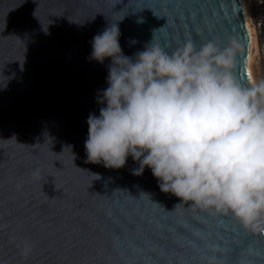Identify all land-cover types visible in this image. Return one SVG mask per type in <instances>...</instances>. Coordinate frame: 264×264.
Masks as SVG:
<instances>
[{
	"label": "water",
	"instance_id": "1",
	"mask_svg": "<svg viewBox=\"0 0 264 264\" xmlns=\"http://www.w3.org/2000/svg\"><path fill=\"white\" fill-rule=\"evenodd\" d=\"M112 26L133 60L151 42L232 47L248 86L237 0H0V264H264V234L231 214L175 209L130 156L87 162L112 63L91 59L92 40Z\"/></svg>",
	"mask_w": 264,
	"mask_h": 264
},
{
	"label": "clouds",
	"instance_id": "2",
	"mask_svg": "<svg viewBox=\"0 0 264 264\" xmlns=\"http://www.w3.org/2000/svg\"><path fill=\"white\" fill-rule=\"evenodd\" d=\"M119 35L112 26L92 40L91 59L112 63L99 116L87 119V162L121 169L130 156L134 175L151 169L181 201L175 209L228 213L264 234V78L242 86L232 47L188 42L169 55L151 42L133 60Z\"/></svg>",
	"mask_w": 264,
	"mask_h": 264
},
{
	"label": "built area",
	"instance_id": "3",
	"mask_svg": "<svg viewBox=\"0 0 264 264\" xmlns=\"http://www.w3.org/2000/svg\"><path fill=\"white\" fill-rule=\"evenodd\" d=\"M247 5L257 49V55L255 56L254 65H252V67L255 78L261 79L264 78V0H247ZM248 29L250 35L249 24ZM251 52L250 41V55Z\"/></svg>",
	"mask_w": 264,
	"mask_h": 264
},
{
	"label": "bare ground",
	"instance_id": "4",
	"mask_svg": "<svg viewBox=\"0 0 264 264\" xmlns=\"http://www.w3.org/2000/svg\"><path fill=\"white\" fill-rule=\"evenodd\" d=\"M238 3H239V6H240V9H241V12H242V20H243V25H244V29H245V32H246V36H247V56H246V61H245V71H246V75H247V79H248V73L250 72V53H249V50H250V41H251V38H250V35H249V29H248V21H247V15H246V12H245V7L243 6V0H237ZM248 82H249V79H248Z\"/></svg>",
	"mask_w": 264,
	"mask_h": 264
},
{
	"label": "rangeland",
	"instance_id": "5",
	"mask_svg": "<svg viewBox=\"0 0 264 264\" xmlns=\"http://www.w3.org/2000/svg\"><path fill=\"white\" fill-rule=\"evenodd\" d=\"M243 6L245 7V12L247 15V21L249 24V28H250V35H251V55H250V73L252 76H254V72H253V67L252 65H254V60H255V56L257 55V49H256V41H255V36H254V32H253V28L251 26V20H250V15H249V9H248V5H247V0H243Z\"/></svg>",
	"mask_w": 264,
	"mask_h": 264
},
{
	"label": "snow or ice",
	"instance_id": "6",
	"mask_svg": "<svg viewBox=\"0 0 264 264\" xmlns=\"http://www.w3.org/2000/svg\"><path fill=\"white\" fill-rule=\"evenodd\" d=\"M194 39H195V37H194ZM209 43H211V42H209ZM251 78V73L249 72L248 73V79H250Z\"/></svg>",
	"mask_w": 264,
	"mask_h": 264
}]
</instances>
